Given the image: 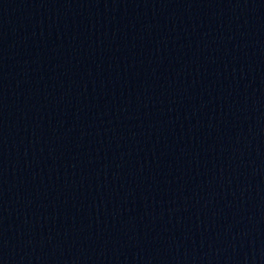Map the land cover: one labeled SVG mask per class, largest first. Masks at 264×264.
I'll list each match as a JSON object with an SVG mask.
<instances>
[{"label": "water", "instance_id": "water-1", "mask_svg": "<svg viewBox=\"0 0 264 264\" xmlns=\"http://www.w3.org/2000/svg\"><path fill=\"white\" fill-rule=\"evenodd\" d=\"M0 264H264V0H0Z\"/></svg>", "mask_w": 264, "mask_h": 264}]
</instances>
